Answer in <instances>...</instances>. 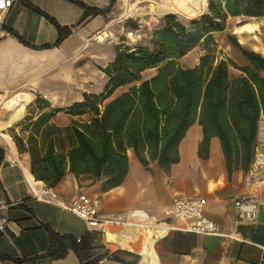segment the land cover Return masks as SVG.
<instances>
[{"label": "crops", "instance_id": "obj_1", "mask_svg": "<svg viewBox=\"0 0 264 264\" xmlns=\"http://www.w3.org/2000/svg\"><path fill=\"white\" fill-rule=\"evenodd\" d=\"M78 1L99 9L109 6V0ZM124 2L116 0L106 14L89 16L79 23L83 8L70 0H14L0 21V94L11 99L0 112V148L3 149L0 196L22 201L0 211V217L7 218L0 230V264H83L88 261H96V264H264V208L259 207L252 222L238 220L234 209V201L242 196H264V182L247 183L246 172L241 169L228 175L217 137L209 140L207 158H199L198 145L203 134L198 120L179 142V161L168 171L156 162L143 167L129 149L127 174L118 187L102 193L98 182L67 172L53 188L65 203H70L80 193L96 198L97 217L120 223L90 227L59 205L30 197L26 178L34 177L30 172L29 155L17 151L12 136L17 134L25 141L29 130H22L26 122L21 123V120L27 116L33 121L48 110L36 108L37 97L46 100L49 108L63 109L81 101L84 93L102 91L106 76L99 67L113 60L114 45L121 42L111 30L114 20L110 17L126 5ZM149 12L156 16L175 13L157 4L150 6ZM124 14L133 18L144 15L134 4ZM47 16L71 29L58 45H54L56 27ZM248 19L252 21L234 26L230 34L238 36L242 47L249 44L247 50L264 55V33L256 32L264 17ZM101 30L108 33L106 40L87 43ZM135 32L131 31L133 38H137ZM217 34L221 32L213 33L219 54L216 58H229L239 66L248 65L239 50L229 41L218 40ZM249 38L254 42L249 43ZM192 53L195 59L189 67L198 64L201 51L194 48L179 60L181 67H188L181 61ZM231 70L236 75L239 73ZM146 72L151 73L143 78L154 74L150 69L142 76ZM126 88L119 87L112 96ZM11 103H16L12 111L8 108ZM17 111L18 117L14 119ZM80 119L86 120L87 116L58 112L49 123L66 128L73 120ZM177 197L205 199L204 216L230 237L178 229L182 224L175 219L172 209V201ZM46 226L60 235L74 237L80 245V256L72 250L59 259L44 256L49 244Z\"/></svg>", "mask_w": 264, "mask_h": 264}, {"label": "trees", "instance_id": "obj_2", "mask_svg": "<svg viewBox=\"0 0 264 264\" xmlns=\"http://www.w3.org/2000/svg\"><path fill=\"white\" fill-rule=\"evenodd\" d=\"M70 1L83 8L80 23L89 16L106 14L116 0H109L104 9ZM229 17H264V0H207L206 10L188 20L166 13L144 43L114 45L113 60L99 67L106 76L101 92L84 93L81 101L63 109L49 108L46 100L37 97L36 108L48 110L33 121L27 116L21 120L26 122L22 130H29L25 141L17 134L12 136L17 151L28 153L34 179L54 188L69 172L98 182L104 193L125 179L129 149L143 167L156 162L168 171L179 161L177 146L196 120L203 134L199 158H207L209 140L217 137L227 174L238 169L247 172L259 123L264 120V55L243 48L229 36L248 65L216 58L213 33L224 31ZM47 18L56 27L54 45H58L71 29ZM194 48L201 51L198 64L181 67L179 60ZM150 69L154 74L143 78L142 73ZM231 69L239 73L233 75ZM123 86L126 90L113 97ZM58 112L86 115L87 119L59 128L49 123ZM2 158L0 148V162ZM46 228L49 244L44 256L59 259L68 250L80 256L74 237Z\"/></svg>", "mask_w": 264, "mask_h": 264}, {"label": "built area", "instance_id": "obj_3", "mask_svg": "<svg viewBox=\"0 0 264 264\" xmlns=\"http://www.w3.org/2000/svg\"><path fill=\"white\" fill-rule=\"evenodd\" d=\"M13 2L14 0H0V21L11 8ZM106 34V30L98 31L87 40V43L90 40L98 42L104 41L109 37L106 36ZM10 100V98H6L4 95L0 94V112L6 108V104ZM15 105L16 103H11L8 108L11 109ZM261 122L258 127L253 159L245 176L247 183L264 182V124H261ZM26 181L31 198L59 205L85 221L90 227L120 223L116 220L99 219L97 217V199L85 193H80L73 201L65 203L59 198L53 188L45 185L43 182L37 181L31 177H27ZM20 203H22V201H14L0 196V211L7 210ZM205 204V199L198 197L174 198L172 201L173 216L182 224L178 229L199 235L230 237L229 235L223 234L220 227L215 222L204 216ZM259 207L264 208V196L256 197L247 195L234 201L235 214L238 220L254 221ZM6 223L7 218L5 216L0 217V230H3Z\"/></svg>", "mask_w": 264, "mask_h": 264}, {"label": "rangeland", "instance_id": "obj_4", "mask_svg": "<svg viewBox=\"0 0 264 264\" xmlns=\"http://www.w3.org/2000/svg\"><path fill=\"white\" fill-rule=\"evenodd\" d=\"M157 0H125L123 4H126L125 6L123 5L119 11H117L114 15H111L110 19L114 20L111 26L112 32L116 33L117 35V40L122 41L123 43H127L126 45H133L136 43H144L146 39V35H148L152 29L155 27L159 26L161 23V20L163 16L166 14H162L161 16H156L150 13V6L155 5ZM136 5L137 8L141 9V12H143L142 17H132V16H125V11L129 8L131 5ZM206 10V9H205ZM171 13V12H169ZM175 14L183 20H188L190 18H194L193 16H189L186 12H175ZM183 15V16H182ZM262 18V17H261ZM245 21H252V19L248 18H243V17H229L227 19L226 23V28L224 31L221 32V34H217L216 38L219 40H224V41H229L228 37L231 36L232 34V28L241 22ZM262 24L260 25L258 31L260 33H264V19H261ZM135 25L136 29H133L132 26ZM151 26V27H150ZM128 31V32H127ZM131 31L135 32L137 35V38H133L131 36ZM126 32H127V37H126ZM241 37L244 36V34L240 35ZM237 41H238V36L237 35H232ZM123 39V40H122ZM130 39V40H129ZM249 43H253L254 40L252 38L248 39ZM217 44V43H216ZM234 49L235 46L232 45ZM244 48H249L250 45H243ZM217 52V49H216ZM215 52V55L218 56L219 54ZM195 59V54L192 53L182 59L181 63L183 66H191V62ZM151 72H146L143 77H146L150 74ZM231 74L236 75V72L231 70Z\"/></svg>", "mask_w": 264, "mask_h": 264}, {"label": "bare ground", "instance_id": "obj_5", "mask_svg": "<svg viewBox=\"0 0 264 264\" xmlns=\"http://www.w3.org/2000/svg\"><path fill=\"white\" fill-rule=\"evenodd\" d=\"M157 1H156L157 6L163 9H167L173 12H180V13L184 11L189 16H193V17H197L201 15L205 11L207 5V0H157ZM106 36H109L108 33L106 34ZM17 117H18V111L15 113V115H13L14 119ZM3 138H5V140H7L11 144L10 139L7 135H4Z\"/></svg>", "mask_w": 264, "mask_h": 264}]
</instances>
